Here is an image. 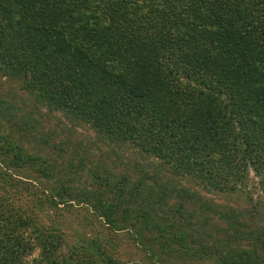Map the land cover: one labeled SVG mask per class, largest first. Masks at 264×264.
<instances>
[{
    "label": "trees",
    "instance_id": "16d2710c",
    "mask_svg": "<svg viewBox=\"0 0 264 264\" xmlns=\"http://www.w3.org/2000/svg\"><path fill=\"white\" fill-rule=\"evenodd\" d=\"M0 75L156 168L78 187L0 111V264H121L117 234L153 264H264L252 210L247 223L175 180L233 193L250 170L264 194V0H0ZM15 183L17 206L1 200Z\"/></svg>",
    "mask_w": 264,
    "mask_h": 264
},
{
    "label": "rangeland",
    "instance_id": "374dc122",
    "mask_svg": "<svg viewBox=\"0 0 264 264\" xmlns=\"http://www.w3.org/2000/svg\"><path fill=\"white\" fill-rule=\"evenodd\" d=\"M20 84V80L17 78L0 75V111L8 110L14 114L13 116H10L9 113L4 114L2 120L7 119L8 125L11 127L5 126V132L20 138L30 152L40 155L41 149L45 148L47 155L52 159L55 158L56 168L60 169L61 173L70 167L72 170L77 168L76 174L74 173L76 186L81 188L86 186L87 171L90 172L91 170L98 171L100 174H104V172L113 174V179L125 176L130 185L140 171L151 174L156 170L150 159L140 158L139 153L130 145L108 140L95 132L88 124L71 118L61 111L37 104L20 87ZM9 105L13 109H10ZM138 161L143 165H139ZM10 172L4 175L0 174V181L7 180L11 183V180L2 177L10 175ZM175 180L183 186L197 189L210 208L216 207L221 211L230 209L233 213L239 212L241 214L239 218L244 219L247 223H250L245 219L248 215L247 212L252 210L254 217L251 221H255V224H259V226L264 225V194L260 191L257 177L250 170L244 183L239 185L238 190L233 193L207 191L200 188V185H197L190 178L185 180L177 178ZM146 183L150 184V181H146ZM162 183L169 185L165 181ZM130 185L126 186L124 190ZM3 186L8 191L1 197V200L9 201L10 204L17 206L18 203L28 199V197L23 196L18 200L14 196V187L21 186L18 183L9 187ZM178 202L185 207L189 206L188 202L181 203L179 196L175 195L171 198L167 197L165 205L174 208L179 205ZM201 202L203 203V201ZM254 204H256V208L253 206ZM61 216L62 219H65V216L68 215L62 212ZM37 218L41 222H45L42 211L37 212ZM66 220L71 222L70 225H73L70 218ZM211 223L216 225L212 226V230L218 236L221 237L223 234L226 236L227 226L224 221L213 216L205 229H208V225ZM113 248L115 249V256L121 264H153L125 234H117V237H114ZM36 256L37 250L34 249L25 259H32Z\"/></svg>",
    "mask_w": 264,
    "mask_h": 264
}]
</instances>
